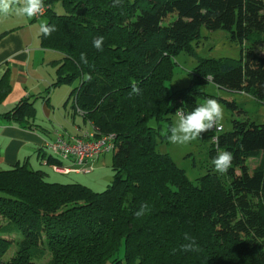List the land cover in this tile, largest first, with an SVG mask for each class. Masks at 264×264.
<instances>
[{"label": "trees", "instance_id": "1", "mask_svg": "<svg viewBox=\"0 0 264 264\" xmlns=\"http://www.w3.org/2000/svg\"><path fill=\"white\" fill-rule=\"evenodd\" d=\"M42 3L55 31L42 34L41 45L64 55L52 87L80 80L71 94L74 109L93 125L95 138L115 134V177L96 192L78 183H50L27 166L0 169L6 234L23 235L10 258L11 239L0 236V264H37L42 238L49 264H264V123L235 119L232 131H213L212 158L228 151L232 167L196 183L157 150L158 138L166 141L171 133L172 116L208 99L200 89L208 82L264 104V0ZM58 3L62 15L54 10ZM203 27L228 32L244 46L241 59H199L190 72L192 86L171 90L176 58L194 55ZM100 37L102 50L94 47ZM9 90L5 78L0 103ZM216 100L239 111L235 102ZM33 115L25 100L6 117L22 122ZM164 125L167 136L161 137ZM142 204L148 207L137 216Z\"/></svg>", "mask_w": 264, "mask_h": 264}, {"label": "crops", "instance_id": "2", "mask_svg": "<svg viewBox=\"0 0 264 264\" xmlns=\"http://www.w3.org/2000/svg\"><path fill=\"white\" fill-rule=\"evenodd\" d=\"M41 22L48 23L46 14L29 18L15 7L8 14H0V82L6 78L10 85L9 93L0 103V169L27 166L44 172L46 177L49 172L59 176L81 175H64L53 170L54 165L63 168L74 165L54 156L48 145L61 136L84 137L93 133L94 127L81 112L75 111V99L68 109L73 96L67 88L52 87L58 80V67L64 55L42 47ZM25 100L33 105L32 118L19 122L6 117ZM101 157L94 163L97 167L101 165Z\"/></svg>", "mask_w": 264, "mask_h": 264}, {"label": "rangeland", "instance_id": "3", "mask_svg": "<svg viewBox=\"0 0 264 264\" xmlns=\"http://www.w3.org/2000/svg\"><path fill=\"white\" fill-rule=\"evenodd\" d=\"M15 8H18L23 4V0H15ZM20 4H18V3ZM57 14H64V9L61 4H57L54 7ZM194 45V55H187L185 53L179 55L176 58V67L172 79L167 83V86L171 90H181L190 88L192 81L190 78V72L198 65L199 59H226L238 61L242 57L244 46L235 42L231 35L225 31L210 32L205 27L201 29L200 43ZM245 47H248L246 44ZM257 51H262L260 46L256 47ZM80 85V80H77L71 85H63L61 88L69 90L68 93ZM200 89L206 93L209 98L222 99L228 102H235L239 107L238 112H233L227 107V104L220 102L223 109L224 118L221 121L223 131L222 133L230 132L233 129V120H242L249 118L250 120L257 122L258 124L264 123V104L257 102L253 96L245 93H232L226 90L218 88L214 83L208 82ZM60 90V89H59ZM74 96L68 102V109L70 110L73 103ZM56 100H54L55 102ZM207 99L199 101L200 104L206 103ZM62 112V111H60ZM60 112L56 115L59 116ZM241 115V116H240ZM76 120H80L78 117ZM172 127H174L178 121V114L172 116ZM149 126L157 128L158 124L155 120L149 122ZM221 133V132H220ZM161 137L167 136V127L165 125L161 129ZM219 134V133H218ZM217 134V135H218ZM115 135V134H112ZM171 133L169 134L170 137ZM213 129L209 132L203 133L201 137L188 144H173L169 137L165 141L162 138H158L157 150L162 154H169L175 164L185 172L187 178L196 183V181L209 174L216 173L213 159L211 156V147L213 145ZM62 137V136H61ZM67 138V137H65ZM114 153L104 154L101 157V165L93 168L89 174L81 173V175L72 174L69 176L55 175L53 172H49L46 177V181L50 183L72 184L78 183L86 186L96 192H104L109 185L114 182L115 173L112 170V159ZM248 164L251 167L257 165V161L250 160ZM9 220L0 213V236L11 239V247L7 253V258H10L17 249L18 243L23 239V235L20 233H13L9 236L7 233V225ZM40 253L37 251L34 255V260L37 264H49L51 261V254L47 250L44 238H42L39 244ZM125 250L122 249L120 256L124 257Z\"/></svg>", "mask_w": 264, "mask_h": 264}, {"label": "clouds", "instance_id": "4", "mask_svg": "<svg viewBox=\"0 0 264 264\" xmlns=\"http://www.w3.org/2000/svg\"><path fill=\"white\" fill-rule=\"evenodd\" d=\"M15 7V0H0V14H8ZM43 7L42 0H23V4L17 10L23 15L33 18L41 13ZM41 32L44 36H50L55 31L54 25H49L46 22L40 24ZM103 37L95 40L94 47L102 50ZM82 59L84 57L82 56ZM85 63H87L85 59ZM138 92L137 89H133ZM224 118L223 109L220 103L214 99H207L206 103L197 105L193 111L188 114L178 113V121L171 128L169 137L173 144H188L203 133L209 132L212 129L220 130L222 128L221 121ZM233 156L228 151H220L213 159L215 171L218 173H226L232 167ZM147 204H142L140 210L136 213L140 216L147 209ZM192 245H186L185 250H191Z\"/></svg>", "mask_w": 264, "mask_h": 264}, {"label": "built area", "instance_id": "5", "mask_svg": "<svg viewBox=\"0 0 264 264\" xmlns=\"http://www.w3.org/2000/svg\"><path fill=\"white\" fill-rule=\"evenodd\" d=\"M47 10V7H42L41 13L37 16L46 14ZM222 130L223 128L220 130L213 129L215 132ZM115 148V135L109 134L95 138L94 132L86 134L84 137H59L56 142L48 145V149L54 156L73 163L74 167L72 168L53 166L55 172L64 175L71 173H91L94 168V163L104 154L114 153Z\"/></svg>", "mask_w": 264, "mask_h": 264}]
</instances>
